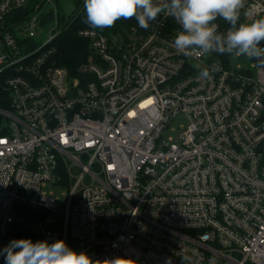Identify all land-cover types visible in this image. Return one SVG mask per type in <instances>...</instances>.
<instances>
[{
  "label": "built area",
  "instance_id": "1",
  "mask_svg": "<svg viewBox=\"0 0 264 264\" xmlns=\"http://www.w3.org/2000/svg\"><path fill=\"white\" fill-rule=\"evenodd\" d=\"M29 2L0 0V247L59 238L129 264H264V64L189 59L162 13L147 30L79 29L90 53L72 71L60 64L61 31L35 38L59 25L53 0L17 17ZM260 17L264 0H245L241 20ZM180 114L187 127L165 138Z\"/></svg>",
  "mask_w": 264,
  "mask_h": 264
},
{
  "label": "clouds",
  "instance_id": "2",
  "mask_svg": "<svg viewBox=\"0 0 264 264\" xmlns=\"http://www.w3.org/2000/svg\"><path fill=\"white\" fill-rule=\"evenodd\" d=\"M84 7L85 23L93 30L111 28L122 18H134L147 30L151 22L166 13L180 26L173 47L183 56L199 61L204 56L227 54L264 64V17L242 21L245 0H85ZM218 19L229 25L225 32L219 31ZM192 67L197 70V79L210 78L208 65L194 63ZM211 71H215L214 66ZM131 259L130 255L94 258L59 238H13L0 247L3 264H129ZM164 264H172V258H166ZM209 264H216L214 257Z\"/></svg>",
  "mask_w": 264,
  "mask_h": 264
},
{
  "label": "trees",
  "instance_id": "3",
  "mask_svg": "<svg viewBox=\"0 0 264 264\" xmlns=\"http://www.w3.org/2000/svg\"><path fill=\"white\" fill-rule=\"evenodd\" d=\"M35 0H30L29 4L19 10L15 11L17 17L23 19L29 16L33 10V4ZM85 0H78L76 8L70 15V21L62 29L60 35L56 39V45L58 46V55L60 64L68 67L72 71H75L77 66L86 60L90 53L89 41L78 36V30L82 28H89L85 23L86 20V9L84 7ZM53 18V13L45 17L46 20ZM136 20L132 19H120L111 28H105L103 30L97 29L107 35L119 34L130 30L136 25Z\"/></svg>",
  "mask_w": 264,
  "mask_h": 264
},
{
  "label": "rangeland",
  "instance_id": "4",
  "mask_svg": "<svg viewBox=\"0 0 264 264\" xmlns=\"http://www.w3.org/2000/svg\"><path fill=\"white\" fill-rule=\"evenodd\" d=\"M78 0H53V3L56 6L57 13L60 16L59 19V25H56V22L51 23L50 25L46 26L44 28V32L42 35L35 37L38 41L43 42L49 37V33L52 32L53 29H55L56 32L62 31V29L68 24L70 21V15L76 8V3ZM46 8H54V5L52 4H46ZM234 62L239 61L238 59H234ZM240 61H244V59H240ZM189 121L188 119L180 114L177 117L173 119L171 124L168 126L167 129L163 132L165 138L174 137L178 138L181 134V132L184 130L185 127H187ZM53 191L52 197L57 200L59 204H62L64 207L66 202V196L63 194L62 189L58 188H51ZM53 218V222L51 225V229L53 231H61V228L59 225L56 224V221H59V219L62 217V213L60 214H53L51 216Z\"/></svg>",
  "mask_w": 264,
  "mask_h": 264
}]
</instances>
